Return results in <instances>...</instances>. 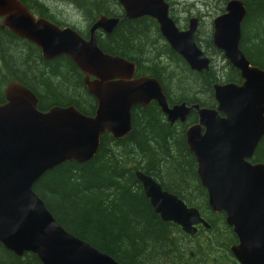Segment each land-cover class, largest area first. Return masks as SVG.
<instances>
[{
  "label": "water",
  "instance_id": "obj_1",
  "mask_svg": "<svg viewBox=\"0 0 264 264\" xmlns=\"http://www.w3.org/2000/svg\"><path fill=\"white\" fill-rule=\"evenodd\" d=\"M119 1L129 17L143 13L155 16L172 47L192 67L200 70L207 66V58L193 40V23L188 30H178L157 0ZM226 8L227 12L214 20L218 29L216 42L238 68L242 81L214 85L218 110L223 116L215 109L194 103L199 121L187 128L186 141L196 158L197 173L206 188L209 205L225 211L226 221L237 236L238 241L230 245V250L240 264H264V162L248 160L264 135V68L251 64L239 48L241 31L235 22L244 15V5L239 0H229ZM227 14L235 21L230 26L225 24ZM0 16L1 26L37 44L43 57L68 55L84 72V83L97 101L96 110L90 115L73 104L52 105L43 111L37 107V95L22 81L12 78L5 83V100L0 102V241L17 255L24 250L36 253L43 264H122L58 223L33 184L46 170L64 160L83 162L91 158L105 130L114 137L129 133L134 105L156 100L168 114L172 107L167 106L160 82L148 75L134 77L133 60L105 52L97 44L95 28L103 26L109 31L118 17L100 16L86 39L68 25L35 18L21 0H0ZM108 19L114 22L104 26ZM145 79L149 80L152 92L132 96L121 102V108L112 105L113 113L108 119L110 106L101 105V95L107 99L111 87L121 86L125 91ZM181 104L186 105H173ZM104 112L100 121H108L97 122ZM170 115L169 119L177 117ZM64 121L71 123L74 133L88 126L86 140L65 146L68 126ZM56 122L61 123L57 128ZM135 174L163 220L174 221L186 232L196 231L195 223L204 221L196 206L188 205L141 169L137 168Z\"/></svg>",
  "mask_w": 264,
  "mask_h": 264
},
{
  "label": "trees",
  "instance_id": "obj_2",
  "mask_svg": "<svg viewBox=\"0 0 264 264\" xmlns=\"http://www.w3.org/2000/svg\"><path fill=\"white\" fill-rule=\"evenodd\" d=\"M22 1L34 7L33 0ZM195 1L205 5L208 2ZM225 1L209 0L208 3L214 14H218L224 10ZM242 1L246 11L239 48L251 63L264 68V0ZM67 3L64 4L67 7L76 3L85 18L93 14L90 0H67ZM193 4L196 6L195 2ZM110 8L120 10L115 5ZM180 9L186 12L183 10L187 6ZM201 13L199 8L188 9L181 21L186 24L189 16L200 17ZM170 14L175 18L172 12ZM48 16L54 15L49 13ZM208 21L211 22V18ZM79 32L87 34L86 30ZM96 37L104 51L132 59L138 69H143L142 73L156 76L171 101H197L212 106L216 103L213 81L241 80L238 69L211 43L208 27L202 35L199 25L196 34V41L201 46L203 43L202 47L212 56L209 69L202 71L189 67L165 41L156 20L148 15L123 17L111 32H96ZM146 49L155 51L154 58L147 55ZM215 61L219 64L214 65ZM83 77V72L68 55L45 58L36 44L0 26V102L4 101L5 83L16 78L38 96L40 109L54 104H74L83 113L93 114L96 99L87 90ZM180 79L194 91L175 90V81ZM194 119L191 113L186 121L169 124L155 100L148 105L136 104L131 110L129 133L114 138L104 132L93 157L83 162L62 161L39 176L33 189L58 223L120 263L211 264L216 254L221 253L222 264H239L228 250L235 235L225 223V212L209 207L206 188L197 175L195 156L185 141L186 124ZM252 159L264 161V135ZM136 167L154 176L188 204L195 205L211 227L204 233L200 228L197 234L189 236L176 223L162 220L136 178ZM212 231L214 240H204ZM188 239L193 241L188 242ZM26 262L43 264L37 254L28 251L20 257L0 241V264Z\"/></svg>",
  "mask_w": 264,
  "mask_h": 264
},
{
  "label": "rangeland",
  "instance_id": "obj_3",
  "mask_svg": "<svg viewBox=\"0 0 264 264\" xmlns=\"http://www.w3.org/2000/svg\"><path fill=\"white\" fill-rule=\"evenodd\" d=\"M40 1H43L45 3H51V7L49 9L47 8H42L40 7V4L38 3H33L34 7H33V10L37 13V11L41 10V11H49L51 13H53L55 16H57L58 18L62 19L63 21L65 22H70V23H75L77 25H79L80 27H84V20L80 14V11H79V6L75 3V8H71V7H67L65 5H67V0H40ZM188 1V3H187ZM191 1H194L196 2V6L192 7L191 10L193 11H196L198 8L203 12L201 13V16L200 17H204L205 18V22H204V27H207L208 26V23H209V19H210V15L211 13H213V9L211 8V6L209 5V0L207 2V4H203L202 2H199V1H195V0H172V10H175L176 13H178V15L181 13H185V12H182V10L180 9V7H182L183 5H186L187 8L189 7V2ZM181 2V3H180ZM67 3V4H66ZM180 3V4H179ZM65 4V5H64ZM183 11H186L183 10ZM132 13V12H130ZM208 16V17H207ZM114 22V20L112 21H109L107 23H104L105 25L104 26H109L111 25L112 23ZM178 22L180 24L183 25L182 21H181V18L178 19ZM101 24L103 23L102 21L100 22ZM146 53L147 55H149L150 57L154 58V54H155V51L154 50H150V49H146ZM160 60V59H158ZM165 64V63H164ZM164 64H162V66H165ZM218 61H215L214 62V65H218ZM143 69H138V65L136 67V72L138 73V75H141ZM167 81V80H166ZM183 79H180L178 81H175V84L177 85V88H175V90H184V92H181V93H186V92H192L194 91L193 88L189 85H185L183 83ZM170 82V81H169ZM171 83V82H170ZM180 83V85L178 86V84ZM174 102H178V101H174ZM195 103V102H194ZM199 104V103H198ZM124 105H122L123 107ZM187 109V107L185 105H183V109L181 110V115H183L184 113V110ZM66 132H70V128H66ZM119 151V149H118ZM128 162V161H127ZM196 197H198L197 194H195ZM226 223V222H225ZM226 225L228 226V224L226 223ZM228 228H231V226H228ZM204 233V232H203ZM223 236L225 235L224 234V231L221 233ZM213 235V231L211 232V235L210 236H206V238L204 240H207V239H213L214 236ZM205 236V235H204ZM216 241H218L219 239H215ZM188 242H192L193 239H188L187 240ZM236 241V238L232 241L234 242ZM231 242V243H232ZM191 254H193V252H191ZM194 254L196 255V253L194 252ZM231 254V253H230ZM225 256L227 257V254H225ZM232 256V255H231ZM222 254L221 253H218L216 254L215 256V259L212 260V263L213 264V261H217L218 264L222 263ZM232 257H230V260H231Z\"/></svg>",
  "mask_w": 264,
  "mask_h": 264
},
{
  "label": "bare ground",
  "instance_id": "obj_4",
  "mask_svg": "<svg viewBox=\"0 0 264 264\" xmlns=\"http://www.w3.org/2000/svg\"><path fill=\"white\" fill-rule=\"evenodd\" d=\"M110 19H108L107 21H109ZM138 84L142 85V88H139L140 85H136L134 87L128 88L125 91H122L121 86H114L111 87L109 90V95L108 98L106 99L103 94L100 97L101 100V105H108L110 106L108 114L110 118V114L113 113V111L111 110L112 105H117L119 108H121L120 104L121 102H125L127 99H130L132 96H137L138 94L144 95L146 93V91H148V93L152 92V87L150 85V82L148 79L145 80H140L139 82H137ZM146 93V95L148 94ZM162 105L164 106V104L162 103ZM165 107V106H164ZM194 107L196 108V106L194 105ZM183 109V104L181 105H173L171 109L168 110V114L171 113L170 116H177L180 117L181 116V110ZM187 110V109H186ZM184 110V112L186 111ZM104 114H106V112L102 113L99 115L97 122L99 123H104L107 121H100ZM65 124H67L68 128H70V132L67 133V139H65L66 144H64L65 146H73V145H77L79 143H81V141L85 138H87V131H88V126H86L84 128V130L80 133H74L73 130H71V123L69 121H64ZM61 123L60 122H56L54 123L55 127H59ZM94 123H90V125H93ZM67 128V127H66ZM93 131V130H92ZM41 176V175H40Z\"/></svg>",
  "mask_w": 264,
  "mask_h": 264
},
{
  "label": "flooded vegetation",
  "instance_id": "obj_5",
  "mask_svg": "<svg viewBox=\"0 0 264 264\" xmlns=\"http://www.w3.org/2000/svg\"><path fill=\"white\" fill-rule=\"evenodd\" d=\"M35 3H38V4H41L40 7L42 8H47L49 9L51 7V3H45L43 1H40V0H33ZM92 5H93V14L92 15H89L87 18L84 17L83 15V12H82V18L84 20V28H89L91 26V24L97 20V18L102 15V14H106V15H110V16H118L119 17V20L118 22L123 18V17H126L125 16V9L124 7L118 2V0H110L111 2H113L112 4H106V2L104 0H90ZM69 4V3H68ZM113 5L115 6H119L120 10H117V11H114L112 8L110 7H113ZM69 7L71 8H75V3H72ZM33 9V6L31 7ZM49 12V11H47ZM51 13V12H49ZM37 14H41L39 12H37ZM53 14V13H52ZM39 16V15H37ZM157 21V20H156ZM117 22V23H118ZM158 23V22H157ZM70 24V23H68ZM73 24V25H72ZM71 25L72 26H76V27H80L79 25L75 24V23H72ZM116 26V25H115ZM114 26V28H115ZM83 28V27H82ZM158 28H159V24H158ZM96 32L97 33H100V34H107L108 32H106L103 27H97L96 28ZM188 113L191 114L193 113V108L192 106H189V109H188Z\"/></svg>",
  "mask_w": 264,
  "mask_h": 264
}]
</instances>
